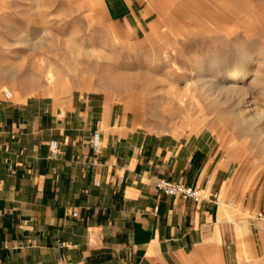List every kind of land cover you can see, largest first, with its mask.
Instances as JSON below:
<instances>
[{"label": "rangeland", "instance_id": "374dc122", "mask_svg": "<svg viewBox=\"0 0 264 264\" xmlns=\"http://www.w3.org/2000/svg\"><path fill=\"white\" fill-rule=\"evenodd\" d=\"M155 12L135 31L110 24L100 0H0V97L103 98L141 143L225 162L234 264H264V0H160ZM40 28L44 46L22 48Z\"/></svg>", "mask_w": 264, "mask_h": 264}, {"label": "crops", "instance_id": "0c3cea01", "mask_svg": "<svg viewBox=\"0 0 264 264\" xmlns=\"http://www.w3.org/2000/svg\"><path fill=\"white\" fill-rule=\"evenodd\" d=\"M159 1L100 4L110 24L137 31ZM126 117L103 98L0 97V264L235 263L225 162L187 143H141ZM159 179L217 201L164 196Z\"/></svg>", "mask_w": 264, "mask_h": 264}, {"label": "built area", "instance_id": "2783aa9c", "mask_svg": "<svg viewBox=\"0 0 264 264\" xmlns=\"http://www.w3.org/2000/svg\"><path fill=\"white\" fill-rule=\"evenodd\" d=\"M101 148V143L99 140V135L97 133L94 134L92 139V149L95 153H98ZM49 149L53 153L57 152V144L52 141L49 143ZM154 188L157 192L161 193L167 197H179L184 200H191L195 203H200L204 200L211 199L213 202L217 201V195L205 196L201 190L197 187L185 186L179 182L167 181L164 179H159L155 182ZM210 200V202H212ZM74 217L77 216L76 213L73 214ZM257 218L259 220L262 219V214H258Z\"/></svg>", "mask_w": 264, "mask_h": 264}, {"label": "bare ground", "instance_id": "6f19581e", "mask_svg": "<svg viewBox=\"0 0 264 264\" xmlns=\"http://www.w3.org/2000/svg\"><path fill=\"white\" fill-rule=\"evenodd\" d=\"M46 31L44 28H40L31 34V37H24L20 40L19 44L22 48L27 49L30 52H38L42 46H44V39ZM203 71V70H202ZM204 72V71H203ZM238 74V73H237ZM240 75H230L227 78L228 81H234L236 78H240ZM207 78V77H206ZM204 80V79H203ZM213 89V88H212ZM262 116V115H261Z\"/></svg>", "mask_w": 264, "mask_h": 264}]
</instances>
